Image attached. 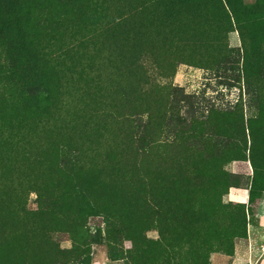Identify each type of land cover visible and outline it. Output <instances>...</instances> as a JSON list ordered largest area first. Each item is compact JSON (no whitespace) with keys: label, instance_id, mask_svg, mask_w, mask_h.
<instances>
[{"label":"rangeland","instance_id":"rangeland-1","mask_svg":"<svg viewBox=\"0 0 264 264\" xmlns=\"http://www.w3.org/2000/svg\"><path fill=\"white\" fill-rule=\"evenodd\" d=\"M3 169L0 264H264V0H0Z\"/></svg>","mask_w":264,"mask_h":264},{"label":"trees","instance_id":"trees-1","mask_svg":"<svg viewBox=\"0 0 264 264\" xmlns=\"http://www.w3.org/2000/svg\"><path fill=\"white\" fill-rule=\"evenodd\" d=\"M91 3H92L91 1H85L83 4L91 5ZM81 4H82V2H79V3H76V4H71V10H72V13H73V15L75 17L77 15L76 11H77V9L80 8ZM105 12L106 13H110V9L105 10ZM40 14H41V12L38 15H40ZM55 23L57 25H63L64 21L61 20V19H56ZM95 25H96V30H97L99 28L98 23H95ZM55 34L59 35L60 32L57 31V33H55ZM239 36L241 37V39H243L242 33H240ZM120 62L121 61L117 62L116 64L118 65V63H120ZM136 89L141 92L140 100H143V98H145V97L143 95L142 85H139V83H138V86H137ZM162 89L163 88L157 87L156 88V93L161 91ZM140 105H142V103ZM133 107L136 109L138 106H133ZM36 136L40 137L39 132L31 133V129L30 130H26V129H22V128H19V130H16L15 132H11L9 134V137L15 138V140H17V141H23V140H26V139H32V137L33 138H37ZM119 158H121V159L122 158H132V156H119ZM79 163L80 162H77V161L67 160V165L70 166V170H72V171L76 170V167H77V165ZM13 171H15V170L14 169H12V170H4L3 169L2 172L6 173L5 177L0 174V218L1 219H2V217H1L2 208L8 206L9 201L12 198L11 188L13 187V185H12L13 182H12L11 176L15 175V172H13ZM218 214H219V212H218ZM6 221H9V218H6ZM12 221H14V220H12ZM11 231H13V230L9 229L7 227V224H5V223L3 224V223L0 222V249L1 248H5V249H8V250L14 251V248L12 246L13 243L11 241H6V239L11 238V234H12Z\"/></svg>","mask_w":264,"mask_h":264}]
</instances>
